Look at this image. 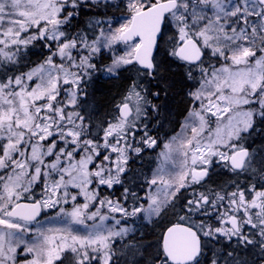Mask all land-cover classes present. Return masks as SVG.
Wrapping results in <instances>:
<instances>
[{
	"label": "snow or ice",
	"instance_id": "6c2138e0",
	"mask_svg": "<svg viewBox=\"0 0 264 264\" xmlns=\"http://www.w3.org/2000/svg\"><path fill=\"white\" fill-rule=\"evenodd\" d=\"M257 136L264 0H0V264H264Z\"/></svg>",
	"mask_w": 264,
	"mask_h": 264
},
{
	"label": "trees",
	"instance_id": "16d2710c",
	"mask_svg": "<svg viewBox=\"0 0 264 264\" xmlns=\"http://www.w3.org/2000/svg\"><path fill=\"white\" fill-rule=\"evenodd\" d=\"M111 14L114 16H121L122 12L113 10ZM31 51L32 55L29 57V60L32 63L40 62L43 57L47 54V49H41L40 47L32 49ZM171 80H174L175 83L169 90L167 99H165L163 96L161 97V103L165 106L164 118L169 121L168 123L164 124V127L168 128L167 126H171L174 129L176 124L180 122L181 113L185 110L187 105L185 103V96L183 95L184 86L180 82V77L175 76L172 77ZM122 90L123 81L101 80L100 82L92 85V88L90 89V102L93 106L94 111L100 117H105L107 113L112 109V106L118 102ZM169 111L171 112L170 116L168 115ZM164 127L160 133L161 137H163L165 133L171 132L166 131ZM262 143H264V138L257 136L255 138V143L253 144V147H259ZM220 179H226V177L218 176L217 180ZM157 229H155V232L158 231ZM143 231L146 232L149 239L155 238L152 235L151 225L147 226V228L143 229Z\"/></svg>",
	"mask_w": 264,
	"mask_h": 264
},
{
	"label": "rangeland",
	"instance_id": "374dc122",
	"mask_svg": "<svg viewBox=\"0 0 264 264\" xmlns=\"http://www.w3.org/2000/svg\"><path fill=\"white\" fill-rule=\"evenodd\" d=\"M91 88H92V86L89 87V89H88V92H89L88 102H89V105L91 106V109L94 110L93 106H92V104L90 102L91 101V99H90V93H91L90 89ZM103 118H104L103 116L102 117H100L99 115L97 116V119L102 120ZM167 127L168 128L164 127L166 129V131H172L173 130V127H171V126H167ZM145 157L146 158L143 161H138V163H137V172L138 173L141 172V171L144 172V170H145V173L150 175L151 174V170L155 169L156 164H157L158 161H157V158H156L154 153L146 154ZM141 164L143 165L142 168L140 167ZM218 176H220V175H217L215 177V179H217ZM55 214H56V210L55 209H49V210L45 211V217L42 220L45 223H47L49 218L52 217V216H55Z\"/></svg>",
	"mask_w": 264,
	"mask_h": 264
},
{
	"label": "flooded vegetation",
	"instance_id": "af4514ba",
	"mask_svg": "<svg viewBox=\"0 0 264 264\" xmlns=\"http://www.w3.org/2000/svg\"><path fill=\"white\" fill-rule=\"evenodd\" d=\"M158 231H156V233L158 234L159 233V231H160V229H157Z\"/></svg>",
	"mask_w": 264,
	"mask_h": 264
},
{
	"label": "water",
	"instance_id": "95a60500",
	"mask_svg": "<svg viewBox=\"0 0 264 264\" xmlns=\"http://www.w3.org/2000/svg\"><path fill=\"white\" fill-rule=\"evenodd\" d=\"M41 215H42V213H41ZM39 218H40V217H39ZM39 218H38V219H39Z\"/></svg>",
	"mask_w": 264,
	"mask_h": 264
}]
</instances>
